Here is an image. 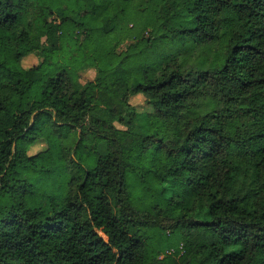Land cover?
Segmentation results:
<instances>
[{
	"label": "trees",
	"instance_id": "trees-1",
	"mask_svg": "<svg viewBox=\"0 0 264 264\" xmlns=\"http://www.w3.org/2000/svg\"><path fill=\"white\" fill-rule=\"evenodd\" d=\"M123 14L137 41L118 52L105 37ZM75 26L99 77L79 89L67 65L22 66L37 29ZM41 120L73 130L65 161L88 156L59 202L31 207ZM0 264H264V0H0Z\"/></svg>",
	"mask_w": 264,
	"mask_h": 264
},
{
	"label": "rangeland",
	"instance_id": "rangeland-1",
	"mask_svg": "<svg viewBox=\"0 0 264 264\" xmlns=\"http://www.w3.org/2000/svg\"><path fill=\"white\" fill-rule=\"evenodd\" d=\"M78 1V0H71ZM127 15L123 14L120 17V22L118 28L110 30L105 41L110 44V41L117 43L118 40L130 35L131 30L127 28ZM78 18V17H77ZM148 28V26H147ZM146 28V29H147ZM80 28L74 27V29L69 28V30L60 33V31L44 32L37 29L33 33V40L38 44L41 56L35 53H30L23 57L22 66L25 68L32 67L39 62L43 61L44 58L50 59L57 64H64L71 67L74 73V82L79 89L84 88L87 82L95 80L99 77L100 64L97 60H81V56L77 54L76 48L77 44L80 43L82 37V32L78 33ZM143 31V35L147 36V32ZM80 31H83V29ZM148 31V29H147ZM96 35L97 32H94ZM91 35V40L96 39L95 34ZM84 35V34H83ZM89 42V46L95 45V42ZM137 39L125 38L120 40L116 45V50L118 52L124 50L129 44H133ZM78 55V56H77ZM93 56V54L91 53ZM75 56L77 59L75 60ZM91 56V57H92ZM129 103L133 106L137 112L135 118V129L139 132L144 130L145 124V113L151 112L153 110L151 105H148L145 101V97L138 93L130 95L128 97ZM114 124L118 128H124L117 122ZM68 126H60L54 130L48 121L41 120L35 124V132L40 134L43 139H46L49 143V149L46 152L39 154L33 161L26 163L23 171L24 179L27 183L22 188L18 199L24 200L31 207L46 206L52 201L59 202L67 190L68 181L71 177L72 172H77L78 167L75 166L77 161H82L84 157L88 156L83 148L72 150L69 157L65 161L61 147L71 141L70 135L74 134L73 130L68 129ZM54 130V133H53ZM34 131V130H33ZM93 149L98 153L106 152V143L104 141L94 143ZM47 144L45 140H40L29 146L27 154L32 155L39 151L45 150ZM90 157V156H89ZM67 164L72 168L68 169ZM71 170V171H70ZM169 230L166 231V234ZM196 235V232L194 233ZM162 237L156 236L153 239V243L156 239ZM183 241L181 238H173L167 242L155 243V250L159 254L160 258L166 255L174 256V250L176 247H181Z\"/></svg>",
	"mask_w": 264,
	"mask_h": 264
}]
</instances>
